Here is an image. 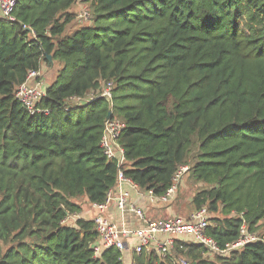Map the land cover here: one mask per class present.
Returning a JSON list of instances; mask_svg holds the SVG:
<instances>
[{
    "label": "trees",
    "instance_id": "1",
    "mask_svg": "<svg viewBox=\"0 0 264 264\" xmlns=\"http://www.w3.org/2000/svg\"><path fill=\"white\" fill-rule=\"evenodd\" d=\"M77 1L19 0L14 20L0 18V264H128L117 248L96 255L95 222L80 216L118 184L100 143L109 111L140 188L162 195L188 165L206 185L190 205L220 213L208 233L221 247L244 221L263 236L264 0H92L93 24L67 35ZM44 65L51 112L30 114L16 89ZM109 81L111 100L68 104ZM181 257L264 264V240L211 253L177 236L167 256L132 264Z\"/></svg>",
    "mask_w": 264,
    "mask_h": 264
},
{
    "label": "built area",
    "instance_id": "2",
    "mask_svg": "<svg viewBox=\"0 0 264 264\" xmlns=\"http://www.w3.org/2000/svg\"><path fill=\"white\" fill-rule=\"evenodd\" d=\"M19 0H0V18L10 20L15 19L14 10ZM114 84L106 82L102 91H90L86 95H75L68 101L73 103H89L98 97H107L112 99V90ZM47 93V87L44 80V73L41 69H32L29 71L26 80L16 89V97L30 114L50 113V108H43L40 103ZM125 122L119 117L114 116L106 120L105 129L101 138V148L109 160H115L119 164L118 184L129 183L135 187L139 185L124 173L123 165L126 163L124 148L119 144V137L125 129ZM190 171V166L181 165L174 175V182L169 189L162 195H157L153 190H149L151 195H157L163 201L167 202L174 198L178 189L179 181L182 175ZM129 193L120 189L117 196L113 189L108 193V197L103 203H92L96 209L94 222L99 234V241L95 244L96 255H100L107 248H117L121 252L130 249L131 241H136L133 251L135 254L156 253L160 256H167L175 247V238L182 235H192L194 240L206 246L211 253H228L232 249L243 247L249 242L259 239L264 240V236H259L256 232H251L247 223L244 221L240 228V237L234 242H228L224 247L208 233V224L210 218L209 209L204 206L195 209L188 217H170L158 221H149L145 217V212L128 198ZM115 201L121 211H134L145 222L144 227L129 228L119 226L107 212L109 204ZM180 264H188L190 261L185 257L179 259Z\"/></svg>",
    "mask_w": 264,
    "mask_h": 264
},
{
    "label": "crops",
    "instance_id": "3",
    "mask_svg": "<svg viewBox=\"0 0 264 264\" xmlns=\"http://www.w3.org/2000/svg\"><path fill=\"white\" fill-rule=\"evenodd\" d=\"M41 70L44 73L45 76L44 79L46 81L45 84L47 87L48 84L50 83L49 81L50 79L49 74L51 73L50 69L46 70V65H44L41 68ZM180 186L181 185L178 184V189H180ZM120 189H122L123 191L126 190L129 193L128 196L129 200L131 202H134L143 209V211L145 212V217L149 221H158V220L167 219L170 217H177V216L188 217L189 213L193 209V208L190 209L191 207H189L188 201H184L182 198H179L178 194H176L174 198L171 199L170 201L165 202L162 199H160L159 196L151 195L149 191L144 190L140 187H135L129 183H122L121 187L120 186L115 187L113 189L115 196H117V194L120 192ZM184 189L185 187H182L181 189L182 193ZM87 202L90 207L89 209L86 210L85 215L88 214L86 218L93 220L96 215V209L93 207V204L91 202L89 201ZM189 202H192V198L189 200ZM107 214L109 218H111L119 226H126L129 228H141L144 227L145 224V222L141 219V217H139L134 211L131 210L125 212L121 211L115 201H112L109 204ZM80 216H83V214L80 213ZM153 217H156L157 219H154ZM188 236L182 235V237L185 239H189ZM135 243L136 241L133 239L130 244V249H127L124 252L126 260L128 259L129 264H132L134 260L133 255L135 253L133 251V247Z\"/></svg>",
    "mask_w": 264,
    "mask_h": 264
},
{
    "label": "rangeland",
    "instance_id": "4",
    "mask_svg": "<svg viewBox=\"0 0 264 264\" xmlns=\"http://www.w3.org/2000/svg\"><path fill=\"white\" fill-rule=\"evenodd\" d=\"M70 11H71L70 13L73 16V20L67 25L65 34H67V35L73 34L77 29H79L83 26L93 24L94 14H93V8H92V0H88V1L87 0H78L71 7ZM57 63H59V62L55 61V64H57ZM44 78H45V76H44ZM45 83H46V81H45ZM68 104L70 106L77 105L76 103H73L71 101H68ZM190 171H188L182 175V179H181V181H179V185H181V186H180V189H178V191L176 192V194H178L179 198H182L184 201H188V205H189V207H191L190 209H192L193 206L190 205L189 200L194 196V194L196 192H198L200 189L204 188L206 185L202 182H196L194 179L192 180L190 177ZM182 187H185L183 193L181 192ZM178 196H177V198H178ZM177 198H176V200H177ZM83 201H85V200L83 199ZM89 207L90 206L88 205V202H83V210H82L83 216L87 217L88 214L85 215V212L87 209H89ZM194 210L195 209H192L191 212H193ZM216 214H220V213L211 212L210 216H213ZM153 218L157 219L156 217H153ZM259 236H261V235L259 234ZM188 237H189V239H191L190 236H188ZM126 263H128V259L126 260Z\"/></svg>",
    "mask_w": 264,
    "mask_h": 264
},
{
    "label": "water",
    "instance_id": "5",
    "mask_svg": "<svg viewBox=\"0 0 264 264\" xmlns=\"http://www.w3.org/2000/svg\"><path fill=\"white\" fill-rule=\"evenodd\" d=\"M48 59L50 61H52V56L51 55H47ZM111 117V111L108 112L107 116H106V120L109 119ZM188 264H198L197 261H190Z\"/></svg>",
    "mask_w": 264,
    "mask_h": 264
}]
</instances>
